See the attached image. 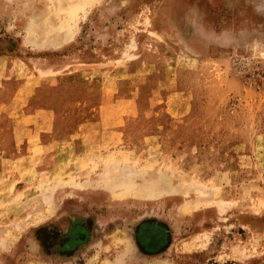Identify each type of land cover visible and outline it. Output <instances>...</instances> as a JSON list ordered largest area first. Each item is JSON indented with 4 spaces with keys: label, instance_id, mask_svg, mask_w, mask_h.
Wrapping results in <instances>:
<instances>
[{
    "label": "rangeland",
    "instance_id": "1",
    "mask_svg": "<svg viewBox=\"0 0 264 264\" xmlns=\"http://www.w3.org/2000/svg\"><path fill=\"white\" fill-rule=\"evenodd\" d=\"M119 243L264 264V0H0V264Z\"/></svg>",
    "mask_w": 264,
    "mask_h": 264
},
{
    "label": "bare ground",
    "instance_id": "2",
    "mask_svg": "<svg viewBox=\"0 0 264 264\" xmlns=\"http://www.w3.org/2000/svg\"><path fill=\"white\" fill-rule=\"evenodd\" d=\"M130 192V191H129ZM135 193V192H134ZM126 194V193H125ZM124 194V195H125ZM128 194V193H127ZM153 194V193H152ZM131 195V194H130ZM134 195V194H133ZM128 196V195H127ZM155 196V195H154ZM154 196H152V195H149V197H148V195L146 196V197H148L147 199H144V200H140V201H137L136 203L135 202H133V201H131L132 202V204H129V205H131V206H136L137 208L138 207H141V206H143V205H146V204H148L149 202H155V199H156V196L154 197ZM98 197V196H97ZM120 197H122V196H120ZM119 197V198H120ZM125 197H126V195H125ZM129 197H131V196H129ZM128 198V197H127ZM134 198V197H133ZM100 199V198H99ZM135 199V198H134ZM96 200H98V199H96ZM112 200V199H111ZM117 200V199H116ZM128 200V199H127ZM126 200V198H122L121 200H119L118 202H116V203H114V201L112 202V203H106L105 202V204H109V206H120V205H124V204H128L129 203V201H127ZM97 202V201H96ZM104 205V204H103ZM130 207V206H129ZM108 219V218H107ZM110 220V219H109ZM104 231V230H103ZM120 244L121 243H119V244H117V246H116V256H115V259H114V261H113V263H112V261H106V262H104V264H122L123 262H124V260H126L125 259V255L121 252V250H120V248H119V246H120ZM112 249V248H111ZM129 250V249H128ZM114 251V250H113ZM126 254V253H125ZM103 264V263H102Z\"/></svg>",
    "mask_w": 264,
    "mask_h": 264
},
{
    "label": "flooded vegetation",
    "instance_id": "3",
    "mask_svg": "<svg viewBox=\"0 0 264 264\" xmlns=\"http://www.w3.org/2000/svg\"><path fill=\"white\" fill-rule=\"evenodd\" d=\"M73 230H75V231H79V230H80V226H78L77 228H74V229L72 228V231H73ZM82 230H83V233L79 235L78 240H77L78 242H80V241L83 242V240H85V238H86L85 235L88 234V232H87L85 229L82 228ZM83 236H84V237H83ZM155 237H156V235H155ZM155 237L153 236V239H154ZM81 238H82V239H81ZM71 239H72L71 241L73 242V238H71ZM137 242H138L139 245L143 248V250L146 251V249H144V247L140 244V242H139V240H138V234H137ZM72 244L75 245L76 243H72ZM159 248H161V247H159ZM159 248H158L157 250H159Z\"/></svg>",
    "mask_w": 264,
    "mask_h": 264
},
{
    "label": "trees",
    "instance_id": "4",
    "mask_svg": "<svg viewBox=\"0 0 264 264\" xmlns=\"http://www.w3.org/2000/svg\"><path fill=\"white\" fill-rule=\"evenodd\" d=\"M147 252H149V253H154V252H156L157 250H155V251H148V250H146Z\"/></svg>",
    "mask_w": 264,
    "mask_h": 264
}]
</instances>
